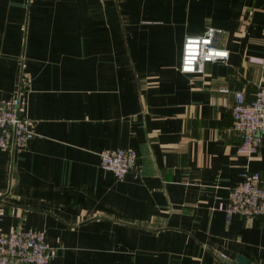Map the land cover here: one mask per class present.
<instances>
[{"label":"crops","instance_id":"crops-1","mask_svg":"<svg viewBox=\"0 0 264 264\" xmlns=\"http://www.w3.org/2000/svg\"><path fill=\"white\" fill-rule=\"evenodd\" d=\"M210 25L229 57L181 72ZM22 70L35 133L0 147V231L42 230L56 264H264V215L217 207L244 168L264 180L231 115L264 89V0H0L1 96ZM115 147L136 151L123 179L100 166Z\"/></svg>","mask_w":264,"mask_h":264},{"label":"built area","instance_id":"built-area-1","mask_svg":"<svg viewBox=\"0 0 264 264\" xmlns=\"http://www.w3.org/2000/svg\"><path fill=\"white\" fill-rule=\"evenodd\" d=\"M221 33V28L210 25L201 34L185 35L179 70L202 75L207 61L226 60L229 50L219 44ZM30 82V74L22 70L18 92L0 95L1 148L22 150L35 133L24 113ZM234 96L231 115L232 126L241 139L238 149L251 154L264 141V89L258 88L250 99L242 90H236ZM99 156L102 168L111 170L117 179H123L135 165L136 151L132 147H115L101 150ZM217 207L227 217L234 213L245 218L264 215V180L260 172L244 168L240 181L230 189L225 201L218 202ZM54 256V247L40 229L18 226L7 232L0 231V264H56Z\"/></svg>","mask_w":264,"mask_h":264},{"label":"water","instance_id":"water-1","mask_svg":"<svg viewBox=\"0 0 264 264\" xmlns=\"http://www.w3.org/2000/svg\"><path fill=\"white\" fill-rule=\"evenodd\" d=\"M219 256L221 258H224V256L222 254H220V253H219ZM236 262H237V264H248L249 260H248V258H246L243 255L239 254V255L236 256Z\"/></svg>","mask_w":264,"mask_h":264}]
</instances>
